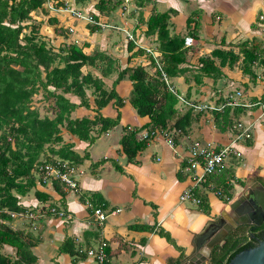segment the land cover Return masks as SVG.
I'll return each mask as SVG.
<instances>
[{"label":"crops","instance_id":"0c3cea01","mask_svg":"<svg viewBox=\"0 0 264 264\" xmlns=\"http://www.w3.org/2000/svg\"><path fill=\"white\" fill-rule=\"evenodd\" d=\"M99 1L89 0L82 9L99 15L112 27L93 29L94 26L69 12H61L69 21L60 25L63 29L54 38L58 39L59 49L77 44L92 55V62L83 66V73L102 79L104 89H115L124 101L118 107L113 98L98 111L93 87L86 88L89 106L81 104L75 92H66L65 97L77 104L70 119H95L99 113L116 119L120 111V121L103 133L99 131L101 124L94 126L91 135L96 139L91 142L71 133L66 120L61 126L63 140L55 147L69 145L78 155L77 161L72 162L77 168L79 189H67L58 181L42 183L38 176L35 188L20 196L25 208L50 203L71 213V219L48 214L36 221L20 217L4 221L25 233L36 264H100L95 258L80 254L78 249L96 246L101 239L108 242L105 264H182L195 248L196 237L210 221L221 217L232 221L230 204L249 195L248 190L260 191L264 185V121L256 120L264 106V0H123L111 13L101 12ZM158 13L170 15L171 36L185 38L186 58L179 64L178 73L169 76L179 95L193 103L220 105L230 94L241 90V101L252 105L198 111L177 96L181 102L176 105L179 111L193 113L190 126L184 130L174 127L175 120L167 128L174 132L177 147L172 148L163 134H157L130 159L121 144L125 128L138 129L140 135L151 130V119L141 116L130 101L134 87L130 73L117 83L116 79L121 70L137 66L145 68L149 79L157 75L156 60L162 65L163 50L158 32L147 31L148 20ZM113 29L121 31V39L113 40ZM187 37L194 39L191 45L186 44ZM146 48L153 49L155 56ZM217 49L221 50L220 55H214ZM205 59L213 60V66L211 62L204 65ZM52 106L49 105L50 118L56 116ZM239 121H256L251 137L237 142L239 154L197 187V195L203 202L183 200L181 195L194 182L193 173L187 169L191 143L204 139L228 144L236 137ZM41 159L62 158L47 149ZM212 187L221 189L223 195H216ZM36 190L50 195L49 201L42 202ZM93 207H102L108 217L100 222ZM117 209L121 211L112 213ZM31 222L36 228H31ZM67 241L71 244L65 250ZM2 252L13 261L18 258L17 248L10 244H5Z\"/></svg>","mask_w":264,"mask_h":264},{"label":"trees","instance_id":"16d2710c","mask_svg":"<svg viewBox=\"0 0 264 264\" xmlns=\"http://www.w3.org/2000/svg\"><path fill=\"white\" fill-rule=\"evenodd\" d=\"M48 1L0 0L1 209L17 211L25 209L21 204L20 196L28 194L35 188L38 164L51 161L41 159L47 149L51 154L58 155L64 160L77 161L78 155L71 146L63 145L59 149L55 147L63 140L61 126L66 120V127L71 133L91 142L96 139L91 135L94 126L101 124L99 131L103 133L119 123L120 111L116 119L103 117L100 113L95 119L88 117L70 119V114L77 104L67 99L64 93L75 92L80 96L81 104L89 106L86 88L93 87L98 111L113 98L116 99L118 107L124 104L123 98L115 89L110 91L104 89L102 79L95 78L90 73H83L82 68L92 62V55L86 54L77 44H68L55 51L42 39L41 30L37 28L38 32L35 31L36 28L31 22L34 12L39 9L44 11L46 5L49 6ZM51 1L56 4L55 6L65 5L62 0ZM75 1L82 4L87 0ZM122 2L123 0L115 2L100 0L97 5L101 12L111 13ZM138 4L141 5L139 1ZM95 16L100 18L99 15ZM48 21L58 23L57 17L52 15L48 17ZM148 27L149 34L158 32L164 55L162 68L168 76H175L179 71V64L186 58V51L183 49L185 38L170 35L168 13L153 14L148 20ZM97 28L94 26L93 29ZM214 52V55L221 54L219 49ZM208 60H204V65L207 62L213 63V60ZM127 73H130L134 86L130 101L141 116L150 117L151 130L167 129L172 120H175L174 127L178 129L184 130L190 126L193 118L192 110L183 114L179 111L176 107L179 99L163 81L159 69L157 75L149 79V74L143 66L126 68L119 72L116 83ZM41 91L44 99L51 102V106L54 102L52 106L56 114L54 118L48 115L40 117L41 114L33 98ZM125 131L121 144L124 152L133 159L147 147L149 140L140 139L138 129L126 127ZM55 186L58 187L57 182ZM35 193L42 202L49 201L50 195L47 193L40 190H36ZM11 219L12 217L7 213H0V264H36V256L30 249L32 244L25 239V233L12 228L4 221ZM255 230H262L264 233V225L256 227ZM69 243L71 244L67 241L64 246L65 250H68ZM251 243L246 237L237 240L232 236L214 248L209 264H228L237 253L249 247ZM5 244L17 248L18 258L14 261L2 252Z\"/></svg>","mask_w":264,"mask_h":264},{"label":"built area","instance_id":"2783aa9c","mask_svg":"<svg viewBox=\"0 0 264 264\" xmlns=\"http://www.w3.org/2000/svg\"><path fill=\"white\" fill-rule=\"evenodd\" d=\"M48 4L51 10L53 11L62 10L69 12L71 16L75 17L78 20L84 21L92 26L112 27L111 24L107 23L106 21H103L100 18H97L93 13L84 11L82 8H77L73 6L70 7L69 5H67L64 9H61L63 7L57 8L51 0L48 1ZM128 36L133 39L132 34L129 32H128ZM193 41L194 39L192 37L186 38L187 45H191ZM146 50L148 51V53L155 56V52L153 49L146 48ZM156 63L161 72V78L166 83L168 88L172 92L176 93L179 99L182 102H184L185 105H189L195 110L223 111L224 108L228 106L237 107V106L252 105L241 101V98L243 96V92L241 90H238L235 93L230 94L227 97L226 102L220 105L193 103L187 100L185 97L178 94V92L175 89V86L172 84V80L165 72V70L162 68V65L159 64L157 60ZM256 118H257L256 120L264 121V106L262 107V110L260 111L259 115ZM255 123L256 121H252L250 123L239 121L236 124V129H237L236 137L228 144H217L213 141L204 140V139H195L191 143L189 148V155H188L189 165L187 169L193 173L194 182H193V186L190 189L185 190L181 195V198L183 200H190L198 204L202 202L201 197L197 195L196 192L197 187L202 185L204 182H206L208 176L218 173L222 169V166L224 165V163L228 158L237 156L239 154V150L236 145L237 142L242 139L251 137L252 127L255 125ZM173 133L174 132L168 129L157 128L153 130H147L141 133L139 135L140 136L139 138L151 140L157 134H163L167 144L170 145L172 148H176L177 143L175 141V136ZM37 169H38L37 174L39 176V181H41L42 183H51L53 181H58L61 184H63L67 189H74V190L79 189V183L76 176L77 168L75 163L73 164L68 160L57 159L53 161H45L41 164H38ZM211 189L214 190L216 195L218 196L223 195V191L221 189H214V187H212ZM88 204L91 205L89 201ZM93 209H94V213L96 214L100 222H103L108 217V213L102 207H93ZM120 211L121 209H117L112 213H117ZM3 212L10 215L12 218H17V217L27 218L32 221H36L39 218H43L48 214L56 215L58 217L67 218V219L72 218L71 213L67 212L66 210L60 209L57 206L50 203H43L37 208H25L19 211L10 210L8 208L5 209L0 208V213ZM107 248H108V242L105 239H101L96 246L80 247L78 249V252L80 254H86L90 257L95 258L100 264H105L108 260Z\"/></svg>","mask_w":264,"mask_h":264},{"label":"water","instance_id":"95a60500","mask_svg":"<svg viewBox=\"0 0 264 264\" xmlns=\"http://www.w3.org/2000/svg\"><path fill=\"white\" fill-rule=\"evenodd\" d=\"M248 192L249 195L230 204L236 221H228L225 217L210 221L196 237L195 248L182 264H209L214 248L227 240L230 231L240 225L256 228L264 224V185L260 191ZM250 235L257 244L237 253L228 264H264V238H260L253 229Z\"/></svg>","mask_w":264,"mask_h":264},{"label":"rangeland","instance_id":"374dc122","mask_svg":"<svg viewBox=\"0 0 264 264\" xmlns=\"http://www.w3.org/2000/svg\"><path fill=\"white\" fill-rule=\"evenodd\" d=\"M62 1H64V4L67 3L69 6L70 5H76L78 7L84 8V5L89 0L85 1L82 4L76 3L75 0H62ZM112 2H113V0H112ZM56 7L57 8L63 7L61 9H64L65 5H63V6L60 5V6H56ZM50 11H53V10H51L50 7L47 6V5H46L44 11H40V9H39L38 11L34 12V16H33V19H32L31 22L34 25V28H36L35 31L38 32L37 28H39L41 30V34L40 33L39 34L41 35L42 39H44L48 43V46L53 45L54 47H58V41H57L58 39L54 38V37H56L59 34V29H61V30L63 29V28H60V27H62L60 25H66L65 21H69V20H65L64 17H63L64 15H62V13H66V11H62V10L61 11H54L53 14ZM51 15L57 17V19H58L57 22L58 23H56V22L52 23L51 21L50 22L48 21V17L49 16L51 17ZM31 22H29V23H31ZM118 22H119V24L122 23L121 21H118ZM51 30H53V31H51ZM113 30H115L114 31L115 34H114V39L113 40L115 41V40L121 39V37H120V36H122L121 31L116 30V29H113ZM27 31H29V30H27ZM53 34H55V36ZM49 35H51L54 38V41H50L51 37ZM61 38L63 39V35H61ZM71 39H72V41H76V39H74L72 36H71ZM112 48H110V49H112ZM58 49H59V47H58ZM33 101H35V106L38 108V110H39L41 115L44 116V115H51L52 114V112H49L50 111L49 105L51 104V102L47 101L46 99H44L42 91L39 92L37 95H35V97L33 98ZM180 103L181 102H179V104ZM229 159L230 158H228L226 160V162H228ZM30 221H32V220H30ZM14 224L18 225V224H20V221L14 222ZM30 226H31V228L35 227V225H33V222H31Z\"/></svg>","mask_w":264,"mask_h":264},{"label":"flooded vegetation","instance_id":"af4514ba","mask_svg":"<svg viewBox=\"0 0 264 264\" xmlns=\"http://www.w3.org/2000/svg\"><path fill=\"white\" fill-rule=\"evenodd\" d=\"M219 219H217V221ZM233 220L236 221L235 218ZM258 227H261V226H258ZM251 229H253L254 231H256L258 233V236L260 238H264L263 231L262 230H255V228H253V226H251V225H244V226L243 225H240V226L236 227L234 230H232V231L229 232L228 238H230V237L233 236V238H235V239L237 238V240H238L240 238H245L246 237L248 239V241L251 240V242H252L250 246H253V245L257 244V241L254 238L251 237V235H250V230Z\"/></svg>","mask_w":264,"mask_h":264}]
</instances>
